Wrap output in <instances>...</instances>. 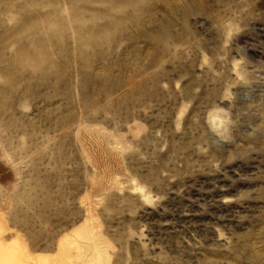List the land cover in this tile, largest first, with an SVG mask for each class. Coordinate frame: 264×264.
<instances>
[{
  "label": "rangeland",
  "instance_id": "374dc122",
  "mask_svg": "<svg viewBox=\"0 0 264 264\" xmlns=\"http://www.w3.org/2000/svg\"><path fill=\"white\" fill-rule=\"evenodd\" d=\"M86 207L111 264H264V0H0L3 240Z\"/></svg>",
  "mask_w": 264,
  "mask_h": 264
},
{
  "label": "bare ground",
  "instance_id": "6f19581e",
  "mask_svg": "<svg viewBox=\"0 0 264 264\" xmlns=\"http://www.w3.org/2000/svg\"><path fill=\"white\" fill-rule=\"evenodd\" d=\"M136 189L145 196L142 188L136 186ZM87 207L85 211L88 213L82 223L73 226L59 238L56 255L51 261L47 257L32 258L27 246L18 239L19 236L6 243L3 235L8 229L0 216V264H111L106 250L107 242L99 231L101 227L98 228L93 212Z\"/></svg>",
  "mask_w": 264,
  "mask_h": 264
}]
</instances>
